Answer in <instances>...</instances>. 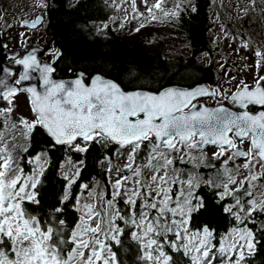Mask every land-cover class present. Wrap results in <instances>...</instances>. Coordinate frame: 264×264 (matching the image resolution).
Instances as JSON below:
<instances>
[{
    "label": "snow or ice",
    "instance_id": "snow-or-ice-1",
    "mask_svg": "<svg viewBox=\"0 0 264 264\" xmlns=\"http://www.w3.org/2000/svg\"><path fill=\"white\" fill-rule=\"evenodd\" d=\"M123 2L113 0L117 7ZM142 2L145 19H159L158 12L179 15V0L174 9L164 8L167 0ZM130 4L139 19L137 0ZM39 22L37 17L20 27L35 29ZM20 38L32 43L23 32ZM61 55L33 47L12 57L18 75L0 65V264H122L113 245L129 238L137 264H251L261 244L258 233L264 235V50L254 52L252 82L240 80L230 93L204 86L126 91L99 73L56 79ZM21 94L27 116L16 115ZM201 97L220 99L208 107L196 103ZM38 136L65 153L63 184L51 203L40 199L50 161L47 148H33ZM95 145H117L123 163L113 166L106 156L107 184L78 183L85 159L74 161L71 153L86 154ZM208 145L216 148L211 159L220 161L219 168L208 162ZM177 161L216 171L205 178ZM202 185L214 190L219 209L199 195ZM69 206L76 213L71 221ZM202 210L222 211L230 226L220 232L207 222L196 224Z\"/></svg>",
    "mask_w": 264,
    "mask_h": 264
},
{
    "label": "trees",
    "instance_id": "trees-1",
    "mask_svg": "<svg viewBox=\"0 0 264 264\" xmlns=\"http://www.w3.org/2000/svg\"><path fill=\"white\" fill-rule=\"evenodd\" d=\"M211 0H189L188 6L179 10L172 25L181 34L187 45L185 56L176 55L171 58L162 56L159 52H150L145 47L149 32L131 41L118 35L116 29L109 26L114 16V8L105 0H45L44 22L53 45L62 55L54 64L57 71L55 78L74 77L77 72L90 76L102 74L120 84L124 90H146L155 92L167 86L192 87L206 83L213 87L218 79L211 63L203 64L200 55L211 57L213 47L208 40L212 27L210 21ZM195 8V11H193ZM107 24V28L102 25ZM100 27L97 31L96 28ZM45 137H36L33 148L36 152L47 148L50 163L45 173L44 184L40 189V199L51 203L54 193H59L63 180L60 176V164L65 159L62 148H48L43 143ZM118 146L111 145L101 149L95 145L86 154L71 153L72 159H85L82 178L78 183L100 181L107 184L106 171L101 166L105 157L111 160ZM32 152V149H30ZM34 154V153H33ZM28 154H24L25 159ZM219 166V160H211ZM180 163L177 162V166ZM25 167L30 170L29 165ZM193 170L183 163L180 168ZM216 168L199 169L207 178L214 174ZM211 209H219L214 190L206 185L198 189ZM76 213L71 206L68 208V219L75 218ZM196 224L205 222L211 224L217 231L223 232L230 226L229 218L222 211H201L196 213ZM261 244L256 255L251 258V264H264V235L258 233ZM122 264H137L136 245L131 239H124L123 246L113 245Z\"/></svg>",
    "mask_w": 264,
    "mask_h": 264
},
{
    "label": "rangeland",
    "instance_id": "rangeland-1",
    "mask_svg": "<svg viewBox=\"0 0 264 264\" xmlns=\"http://www.w3.org/2000/svg\"><path fill=\"white\" fill-rule=\"evenodd\" d=\"M105 1L114 8V16L109 22V26L116 29L121 37L131 41L149 32L145 42L148 51H157L167 58L187 54L185 40L172 25L174 17L163 18L162 14L158 12L159 19H145L147 17L145 5L142 0H137V12L142 15L139 19H134L135 14L132 12L130 0L119 3V7L113 4V0ZM148 2L152 3L153 0H148ZM211 2L210 21L212 27L208 33V40L214 50L211 57L208 58L202 54L198 58L204 65L208 62L211 63L215 70L218 82L211 89L230 93L235 90L240 80L252 82L257 59L254 52L257 49L264 50V0H255L254 6L251 0H211ZM41 3H43V7L39 6ZM176 3L177 0H167L164 8L174 9ZM179 3L181 9L183 6H188L189 0H179ZM44 8L45 0H0V30L8 51L20 53L25 50L26 44L21 41L20 34L23 32L28 37L35 33L40 25L29 30L20 27V22L34 20L37 16L44 18ZM141 22L145 26L136 31L135 29L140 26ZM121 23H123V27L120 26ZM100 27L102 28L103 25ZM100 27L96 30L98 31ZM245 42L249 45L247 50L242 47ZM260 74L264 75V69H261ZM232 77L235 79H231ZM218 99L220 97H208L200 102L213 106L216 105ZM14 103L17 106V116L29 114L28 100L25 95H19ZM223 103L225 106H229L227 100H224ZM3 106L5 105L0 103V107ZM2 127L3 125L0 123V128ZM214 151H216L214 146L205 147L204 152L207 154L208 162L212 160ZM123 160L124 157L120 156L116 150L111 163L113 166L122 165ZM182 164L180 163L177 167H181ZM186 164L199 172V169L209 170V167L203 166L194 169L191 162ZM101 166L106 169L107 162L104 161ZM106 177L108 181L107 172Z\"/></svg>",
    "mask_w": 264,
    "mask_h": 264
},
{
    "label": "flooded vegetation",
    "instance_id": "flooded-vegetation-1",
    "mask_svg": "<svg viewBox=\"0 0 264 264\" xmlns=\"http://www.w3.org/2000/svg\"><path fill=\"white\" fill-rule=\"evenodd\" d=\"M39 25H40V27L37 29V31L35 33L30 34L27 37L28 39H30L32 41V43L31 44H27L24 51H22L20 53H17V57H21L24 53H26L29 49H31L33 47H40L41 49H43L44 52H48L49 50H51V51H58V49L53 45L52 38H51V36L49 35V33H48L47 29H46L45 22H44V18L38 24V26ZM38 26H36V27H38ZM41 59L43 61H50V57L47 56V55H42L41 56ZM12 63H13L12 60L5 61V64L7 66H9V67H12ZM13 71L18 72L17 75L19 74L18 68H13ZM229 106H227V107H229V108L232 107L230 104H229ZM253 110H255V109H253Z\"/></svg>",
    "mask_w": 264,
    "mask_h": 264
},
{
    "label": "water",
    "instance_id": "water-1",
    "mask_svg": "<svg viewBox=\"0 0 264 264\" xmlns=\"http://www.w3.org/2000/svg\"><path fill=\"white\" fill-rule=\"evenodd\" d=\"M37 17L40 18V22H41V21H42V17H41V16H37ZM37 17H36V18H37ZM36 18H35V19H36ZM35 19H34V20H35ZM31 21H33V20H31ZM31 21L23 20V21L20 22V25H21L22 23H24V22L31 23ZM40 22H39V23H40ZM37 26H38V25H37ZM25 28H27V27H25ZM27 29H29V28H27ZM3 46H5V43H4L3 40H2V33H1V30H0V65H2V66H4V67L11 68V69H13V68H18V66H14V61L12 60V57L17 56V53H16V52L8 51V50L6 49V47H3ZM32 49H33V48L29 49V50H28L26 53H24L22 56L27 55L28 52L32 51ZM37 55H38V58L41 59V56H42L43 54H42L41 52H38ZM22 56H21V57H22ZM10 60L13 61V63H12V67H9V66H7V65L5 64V61H10ZM77 73H79V72H77ZM0 74H2V73H0ZM93 75H95V74H93ZM90 76H92V75H90ZM72 78H74V77H71V78H65V79H72ZM56 79H58V78H56ZM38 83H39V81H28V82H25V85H29V84H37V85H38ZM197 86H204V87L210 88L208 84H206V83H200V84L194 85V86H192V87L167 86V87H164V88H162V89H165V88H182V89H190V88H195V87H197ZM162 89H160V90H162ZM137 90H139V91H146V90H140V89H137ZM137 90H126V91H137ZM160 90H158V91H160ZM158 91H155V92H158ZM148 92H151V91H148ZM205 98H207V97H201L198 101H196V103H198V105H199V104H203L202 102H200V100L205 99ZM204 105H205V104H204ZM206 106H207V105H206ZM215 106H216V105H215ZM215 106H208V107H215ZM224 106H225V105H224ZM225 107H226V106H225ZM208 146H212V145H208Z\"/></svg>",
    "mask_w": 264,
    "mask_h": 264
},
{
    "label": "bare ground",
    "instance_id": "bare-ground-1",
    "mask_svg": "<svg viewBox=\"0 0 264 264\" xmlns=\"http://www.w3.org/2000/svg\"><path fill=\"white\" fill-rule=\"evenodd\" d=\"M43 59V58H42Z\"/></svg>",
    "mask_w": 264,
    "mask_h": 264
}]
</instances>
